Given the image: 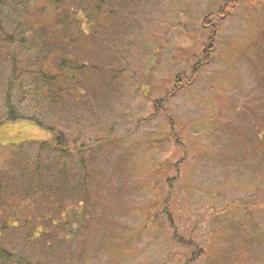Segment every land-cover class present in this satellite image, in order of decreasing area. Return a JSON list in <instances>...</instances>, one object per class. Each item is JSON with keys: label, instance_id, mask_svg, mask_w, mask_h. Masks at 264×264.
I'll return each mask as SVG.
<instances>
[{"label": "rangeland", "instance_id": "rangeland-1", "mask_svg": "<svg viewBox=\"0 0 264 264\" xmlns=\"http://www.w3.org/2000/svg\"><path fill=\"white\" fill-rule=\"evenodd\" d=\"M50 1L0 0V120L42 123L0 124V264H264V0Z\"/></svg>", "mask_w": 264, "mask_h": 264}, {"label": "trees", "instance_id": "trees-1", "mask_svg": "<svg viewBox=\"0 0 264 264\" xmlns=\"http://www.w3.org/2000/svg\"><path fill=\"white\" fill-rule=\"evenodd\" d=\"M50 2L51 3H58V2H60V0H51ZM99 4H100V7L101 8H98L97 9V7H96V9L98 10V13L97 14H99L98 17L101 15V12L105 9V5H101V2ZM54 9H57V8L54 7ZM208 16H211V15H208ZM72 19L78 20L77 17H76V15H72ZM207 19H208V17H205V20H207ZM96 22L100 23L99 20L98 21L96 20ZM215 29H216V27H214L213 30H212V32H211V36L209 38L210 44H212L213 41L216 38V34H215L216 31H215ZM6 38L9 39V42H11L10 41L11 40L10 37L6 36ZM22 42H24V40H22ZM43 43L44 42L40 41V44H43ZM206 51H208V49H206ZM71 56H72V53H69L68 51H65V53L61 55V58L58 57V60H60V61H57L56 60L58 62V66H57L58 69L53 74H51L49 72H46V71H48L49 68L48 67L45 68L43 66V63L40 64V66L38 67L39 69H37L36 71H37L38 75L40 76V78L44 82H48L49 83V82H51L53 80V78L58 77L57 74H61L62 72L65 73L68 70H69V72H72V70L74 68L76 69L78 67L82 69L83 68V65H81L82 66L81 67L79 65L73 64V61L74 60H71ZM13 61L14 62H13V65H12V75L9 78V81H8L9 82V86H13V84L15 83V81L18 79V76H17V73H16L17 63H16L15 60H13ZM45 69H46V71H45ZM52 75H54V76H52ZM10 93H11V88H9V90L7 92V97H6V99H7L6 106H7V109H8L7 117H6L5 120H0V124L7 123V122L31 121V122L36 123L37 125L42 126V123L40 121H38L37 119L28 118V117H25V116L20 115L18 113V111L12 105L11 96L9 95ZM47 130H49V131H51L53 133L54 128L48 127ZM34 141H36V140H34ZM24 142H27V141L25 140V141H21V142H19L17 144H15V143H9V144H14V145L20 146ZM36 142H39L40 148H42V149H44V148H53V149H56V150L59 151V153L62 156H68V155H70L71 154V146L74 144L72 142V140L70 138H68L64 133H62V132H56V131L53 133V137L51 139L45 140V141H36ZM32 163L34 164V161ZM24 171H23V174H22V177L21 178L24 177L25 178V181L28 180L29 176L30 177L32 176L33 179H35L36 181H38V178H40L41 175H42V167L39 164H35V167L30 172H28V171L27 172H24ZM35 182H31L30 181V184H27L28 187H27V189H25V192H24L27 196H29L30 193H32V194L33 193H35V194L36 193H39V189L37 190V187H38V184L40 182L42 183V181H39V182H36V183ZM0 190H1V188H0ZM53 201H54L53 202V204H54L55 203V199L54 198H53Z\"/></svg>", "mask_w": 264, "mask_h": 264}]
</instances>
